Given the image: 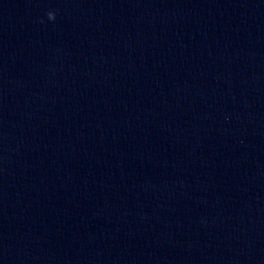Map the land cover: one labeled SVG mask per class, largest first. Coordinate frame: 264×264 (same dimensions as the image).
<instances>
[{
	"label": "clouds",
	"instance_id": "obj_1",
	"mask_svg": "<svg viewBox=\"0 0 264 264\" xmlns=\"http://www.w3.org/2000/svg\"><path fill=\"white\" fill-rule=\"evenodd\" d=\"M47 18L49 19V20H54L55 19V13L53 12V11H49V12H47Z\"/></svg>",
	"mask_w": 264,
	"mask_h": 264
}]
</instances>
